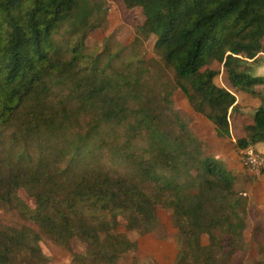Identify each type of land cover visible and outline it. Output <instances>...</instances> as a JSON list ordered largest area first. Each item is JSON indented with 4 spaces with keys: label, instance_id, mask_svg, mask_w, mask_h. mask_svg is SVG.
<instances>
[{
    "label": "trees",
    "instance_id": "trees-1",
    "mask_svg": "<svg viewBox=\"0 0 264 264\" xmlns=\"http://www.w3.org/2000/svg\"><path fill=\"white\" fill-rule=\"evenodd\" d=\"M122 1L142 9L137 30L155 36L154 63H127L107 44L87 49L94 0H0V210L22 221L0 226V264L44 261L42 235L71 264H121L139 250L127 233L158 228V206L176 229L171 264H233L247 200L182 119L170 85L230 138L236 97L211 65L238 90L264 87L248 65L264 54V0ZM244 130L234 148L264 157L262 104Z\"/></svg>",
    "mask_w": 264,
    "mask_h": 264
},
{
    "label": "rangeland",
    "instance_id": "rangeland-1",
    "mask_svg": "<svg viewBox=\"0 0 264 264\" xmlns=\"http://www.w3.org/2000/svg\"><path fill=\"white\" fill-rule=\"evenodd\" d=\"M94 4L97 8L98 21L97 26L92 31L89 30L86 34L85 44L88 50L99 52L103 48V45L107 44L111 50H120L123 48L120 56L127 63L136 62L138 64L141 60L149 62L152 60V63H154V60L157 59L152 50L155 36L150 35L145 38L138 34L137 27L145 19L140 7L127 8L122 0H94ZM261 57L262 55L257 58V62L248 63L249 70L253 69L260 61L264 62V60L262 61L264 56L263 58ZM153 66L158 68L154 64ZM211 67L219 70V73L214 78V82L218 86L232 87L228 80L227 71L222 64L213 63ZM255 70L256 68L251 72H256ZM170 87H172L173 105L188 126H205V124L199 122L196 117L197 113L191 108L183 92L179 88H174L173 85H170ZM233 121L231 118L232 123ZM228 142L225 140L226 149L230 147L229 144L227 145ZM237 153L240 156L238 150ZM228 161L233 170H230V172L234 176V188L246 198V216L248 217L249 215L250 218V224L247 222L243 237L239 241V249L234 254L233 264H264V235L260 233V230L253 229L255 226H253L254 222L252 219V211L256 207L254 195L259 198V190L254 185H256L257 179L262 174L259 177L251 175L243 166L241 160L240 165H238V160L235 161V158L231 157V161L228 158ZM156 213L159 219V226L155 231L144 235L136 232L127 233L131 240L138 242L139 250L137 254L127 253L120 259L121 264H136L138 257L139 262L137 264L172 263L178 246L175 237L176 229L171 220V212L165 207L158 206ZM21 224L22 221L14 212L7 209L0 210V226H20ZM248 226L250 227L247 228ZM256 233L258 234L255 235ZM203 242L206 243V237L203 238ZM38 244L45 260L29 263L27 260L23 261V259H20V264H71V255L69 252L47 236L42 235Z\"/></svg>",
    "mask_w": 264,
    "mask_h": 264
},
{
    "label": "crops",
    "instance_id": "crops-1",
    "mask_svg": "<svg viewBox=\"0 0 264 264\" xmlns=\"http://www.w3.org/2000/svg\"><path fill=\"white\" fill-rule=\"evenodd\" d=\"M261 56V55H260ZM264 54H262L263 58ZM264 58L262 59V61ZM252 62L251 60H249ZM257 65V66H256ZM253 69L250 70L254 71L256 68V72H251L253 75H262L264 76L263 70H264V62L257 63ZM261 86V87H258ZM230 92H232L235 97V106L236 108L232 111V109L229 110L230 116H229V124H230V138L224 139L222 137H219L216 134L214 125L211 121H208L204 116L197 113V118L200 123L205 124V126L198 125V126H190L191 130L194 132V134L204 142L206 146V152L207 154H211L214 157L222 160L227 168L231 171L232 167L229 165L228 158L231 161V157L235 158V161L238 160V165H240V156H238L237 150L234 148V142L236 139L244 137L245 136V130L244 127L247 124H251L253 122V114L257 107H259L261 104L264 106V102L262 103V97L264 98V87L262 85H257L254 87V90L257 92V94H251L249 92L238 90L234 87H223ZM261 97V98H260ZM231 118L234 120L233 123L231 122ZM211 122V123H210ZM208 129V130H207ZM225 140L229 141L227 145L229 144L230 147L226 149ZM232 142V144H231ZM258 148L264 152V143H261ZM239 151V150H238ZM228 157V158H225ZM256 188H258L259 192V198H257L255 195V208L252 211L253 214V229L254 230H260V233L264 235V173L257 179L256 185H254ZM249 215L246 216V226L247 222L249 223ZM250 224V223H249ZM248 226L247 228H249Z\"/></svg>",
    "mask_w": 264,
    "mask_h": 264
},
{
    "label": "built area",
    "instance_id": "built-area-1",
    "mask_svg": "<svg viewBox=\"0 0 264 264\" xmlns=\"http://www.w3.org/2000/svg\"><path fill=\"white\" fill-rule=\"evenodd\" d=\"M240 160L243 166L255 177H259L264 169V157L252 147L239 149Z\"/></svg>",
    "mask_w": 264,
    "mask_h": 264
}]
</instances>
